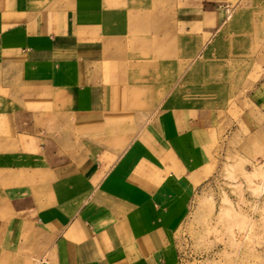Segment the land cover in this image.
<instances>
[{"label": "crops", "instance_id": "obj_1", "mask_svg": "<svg viewBox=\"0 0 264 264\" xmlns=\"http://www.w3.org/2000/svg\"><path fill=\"white\" fill-rule=\"evenodd\" d=\"M120 1L0 0V264H181L217 120L213 95L185 101L204 59L178 56L225 17L201 5L165 26ZM263 84L241 121L261 165Z\"/></svg>", "mask_w": 264, "mask_h": 264}, {"label": "rangeland", "instance_id": "obj_2", "mask_svg": "<svg viewBox=\"0 0 264 264\" xmlns=\"http://www.w3.org/2000/svg\"><path fill=\"white\" fill-rule=\"evenodd\" d=\"M118 4L122 10L157 11L165 26L176 25L181 9L201 5L225 17L206 49L204 36L196 35V23L178 56L185 64L193 57L204 59L200 75L184 82L185 101L190 104L194 95H213L204 100L212 103L217 120L214 117L210 129L214 156L210 175L197 189L178 232L181 264H264V164L251 161L259 151L255 145H243L248 130L241 123L244 111L251 110L245 93L264 82V0H121ZM141 30L128 36H138L145 31ZM188 71L191 74L193 67ZM172 72L176 74L177 68Z\"/></svg>", "mask_w": 264, "mask_h": 264}, {"label": "bare ground", "instance_id": "obj_3", "mask_svg": "<svg viewBox=\"0 0 264 264\" xmlns=\"http://www.w3.org/2000/svg\"><path fill=\"white\" fill-rule=\"evenodd\" d=\"M154 38H155V37H154ZM192 67H194V66H190V67H189V70H191V69H192Z\"/></svg>", "mask_w": 264, "mask_h": 264}]
</instances>
